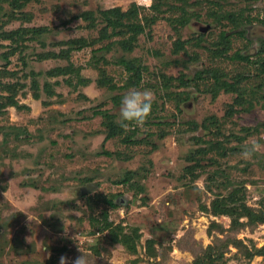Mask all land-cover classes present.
<instances>
[{
    "label": "rangeland",
    "instance_id": "374dc122",
    "mask_svg": "<svg viewBox=\"0 0 264 264\" xmlns=\"http://www.w3.org/2000/svg\"><path fill=\"white\" fill-rule=\"evenodd\" d=\"M0 1L2 14L9 13ZM154 3L32 0L18 11L21 18L2 17L0 33L21 26L49 30L20 41L25 46L0 37V93H8L4 84H25L17 96L25 107H8L0 116V264H49L54 255L60 264L61 256L81 255L78 247L89 264H264L263 250L257 251L264 249V222L242 216L234 226L232 216L212 210L215 198L241 188L247 205L264 212V148L249 160L239 155L253 141L264 144V73L233 58L255 60L263 50L264 0H158L156 9ZM134 5L144 31L133 48L122 49L118 36L99 40L106 24L100 10L129 13ZM88 10L95 12V28L82 18L64 24ZM80 37L92 45L69 50L65 42ZM65 50L68 58L51 56ZM122 57L142 62L139 85H126L130 74L117 64ZM71 62L88 83L74 73H53ZM206 69L224 80L250 75L253 106L232 108L236 93L215 94L214 79L197 78L209 76ZM103 76L115 86H102ZM130 88L154 93L151 114L137 127V143L120 135L105 140L101 111L120 124ZM104 210L126 233L139 229L134 250L112 242L111 229L92 226Z\"/></svg>",
    "mask_w": 264,
    "mask_h": 264
},
{
    "label": "trees",
    "instance_id": "16d2710c",
    "mask_svg": "<svg viewBox=\"0 0 264 264\" xmlns=\"http://www.w3.org/2000/svg\"><path fill=\"white\" fill-rule=\"evenodd\" d=\"M32 0H3V3H7L9 7L11 8V11L9 13H3L1 10L5 9L3 7L2 1H0V21H2V17L6 16L8 17V22L14 19L21 18L20 15H18V11L24 9ZM39 1V0H38ZM156 3L152 5V8H157V1ZM183 1V0H178ZM100 13L102 15L103 20L106 22L104 25L101 35L99 37V40H103L105 38H111L114 36L120 37L118 43L120 47L126 51H129L133 48L132 42L137 39V36L141 34L144 31V26L141 23V21L138 19L139 17V10L136 5H134L129 13H122L119 8H110V9H101ZM82 18L86 21H88L87 27L89 28H95L96 27V17L95 12L93 11H84L80 15H75L72 17V19L64 21V24H69L71 20L73 19H79ZM179 19L182 20L183 25L188 23L189 17L187 10H182V15L179 17ZM178 19V20H179ZM153 20V19H152ZM6 22V21H3ZM112 29L111 32L109 29ZM48 27L46 26H37V27H27V26H21L18 29L11 30V31H4V33H0V37L2 36L3 39L11 40L13 42H19L20 41H26L27 38L35 39L37 38L41 33L48 31ZM222 38L225 40L227 39V36L224 34L222 35ZM94 42V41H93ZM24 46L25 43L21 42ZM20 43V44H21ZM66 44H69V50H82L85 47H89L92 45V41H88L87 39L80 37L76 39H69L65 42ZM178 47H183V42L178 43ZM177 47V48H178ZM69 50L64 51V55L62 51L59 53L51 54L52 57H69ZM264 52V47L261 53L257 54L255 60H251V57L249 55H241L240 53H236L233 58L240 59L247 61L256 67L260 68L261 73H264V59L261 56ZM117 64H121L124 66L125 70L130 74L129 78H127L126 85H139L143 78V65L142 62L138 58H125L122 57L117 61ZM205 72H209V76L203 75V73H199L197 78L208 80V79H214L213 83V92L217 94V92L221 89H224L227 92H233L236 93L237 96L234 100V104H232V108L235 106H239L241 109H247L246 105L253 106V99H256V93L254 88H250V81L251 77L247 74H238L236 76H233L232 79H222L214 69H206ZM53 73L57 74H63V75H69L71 73H74L79 83H88L89 79H86L82 76L81 68L76 67L74 63H69V65L65 67H58L53 71ZM66 82L69 85H72L73 82L71 78H67ZM102 86H115L114 84H110L112 80L110 78H107L106 76H103L101 79L98 80ZM186 84H188V81H185ZM1 84V82H0ZM6 87V90L8 93L2 94L0 93V116L4 115L7 111L8 107H15L17 109H21L25 107V105H22L20 101L17 99L19 88L25 87V84L21 83L18 85L17 83H8L7 85L4 84ZM263 86V83L258 84V88H261ZM38 87V86H37ZM48 92L51 94H55L54 91L51 89L50 86H47ZM35 96L38 98L39 94L37 91L35 92ZM256 97V98H255ZM101 114L106 118L105 125L107 126V133L105 140L112 139L117 136H124L123 142L125 143H137V141L134 138L135 134L137 133V127H134L135 129L132 131V133L127 134L126 129L122 128L120 124L116 123L113 119V116L108 111H101ZM106 154L110 155V152H106ZM189 173H194L193 167L188 168ZM90 179L88 178V181ZM101 200H103L108 206L110 207H117V203L114 201L113 198H108L103 195L99 196ZM212 210L214 214L219 215H229L233 217V225L234 226H240L241 223L239 219L242 216H247L250 218V221L255 223H261L264 222V212H262V215L256 214L255 210H253L251 207H249L246 203V195L243 189H235L233 190L229 195L226 197H217L214 199L212 203ZM102 219L97 220L93 219L92 217V226L97 227L100 231H105L107 229H111V240L114 243H121L124 246H126L130 250H134L136 247V240L140 238L139 229H134L135 235H130L124 231V227L122 225L114 226L113 221L109 218V212L108 210H104L102 212ZM67 250V248L62 249V251ZM264 249H259L257 251H260ZM59 252V251H57ZM264 254V253H263ZM211 256V255H210ZM209 256V257H210ZM58 260V256H53L51 259H49V264H54Z\"/></svg>",
    "mask_w": 264,
    "mask_h": 264
},
{
    "label": "clouds",
    "instance_id": "9594fccd",
    "mask_svg": "<svg viewBox=\"0 0 264 264\" xmlns=\"http://www.w3.org/2000/svg\"><path fill=\"white\" fill-rule=\"evenodd\" d=\"M154 100V93L150 89L139 90L136 88H130L121 101V107L119 110L120 126L124 129H127L130 125L143 128L151 114ZM262 148H264V144H261L258 141H253L250 144H247L239 155L241 159L249 160ZM78 251L81 255L72 260L66 256H61L59 258L60 264H89L88 257L79 247Z\"/></svg>",
    "mask_w": 264,
    "mask_h": 264
}]
</instances>
